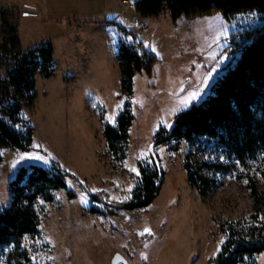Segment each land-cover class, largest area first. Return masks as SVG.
<instances>
[{"label":"rangeland","instance_id":"rangeland-1","mask_svg":"<svg viewBox=\"0 0 264 264\" xmlns=\"http://www.w3.org/2000/svg\"><path fill=\"white\" fill-rule=\"evenodd\" d=\"M14 1L0 0V10ZM119 1L134 17L141 16L135 7ZM49 3L52 16L58 21L54 19L52 28H46L48 34L58 33L61 19L67 21L82 9L75 0L60 1L59 5L53 0ZM11 14L16 20L18 13L13 10ZM132 15L126 25L133 32L120 30L118 47L115 54L111 53L115 62H111L109 77L100 83L106 94H93L96 83L83 80L80 97L73 98L78 106H72L67 99L61 108V122L49 121L55 109L56 87L63 77L59 48L53 54L59 73L50 77L36 73V100L21 112V118L34 129L32 148L1 150L0 208L10 203L9 184L18 169L30 164L48 168L57 162L86 184L91 193L101 194L107 203L120 204L131 198L138 184L139 160L155 161L165 171L161 190L147 208L122 209L114 214L102 202L92 201L76 178L67 177L66 189L56 191L53 201H38L39 233L22 239L32 264H112L117 253L127 264H214L225 240L220 225L248 218L255 212L249 178L254 179L264 197V150L253 157L238 152L235 146H223L204 137L194 143L182 140L176 151L165 144H154L159 129H170L175 117L202 100L225 73L224 68L234 63L231 35L264 23V14L249 10L228 19L218 11L174 20L164 12L158 20L144 17L145 29L135 25ZM26 26L23 21L20 34L24 41L30 35L36 36ZM128 35L143 42L159 59L136 73L130 96L121 90L118 60L119 46L131 41ZM8 51L17 53L11 47ZM5 69L6 65L0 69L1 75H5ZM85 98L87 104L81 107ZM127 103L134 118L126 158L119 161L108 151L103 133L106 124L116 126ZM188 153H192L195 163H223L235 165V169L223 173L202 168L200 174L216 183L203 197L188 182L184 168ZM68 189L76 196L70 198ZM92 207L98 211H90ZM0 264H6L4 256L0 257ZM242 264H264V251Z\"/></svg>","mask_w":264,"mask_h":264},{"label":"trees","instance_id":"trees-1","mask_svg":"<svg viewBox=\"0 0 264 264\" xmlns=\"http://www.w3.org/2000/svg\"><path fill=\"white\" fill-rule=\"evenodd\" d=\"M135 9L143 17H159L166 12L177 20L181 16L194 18L219 11L230 19L249 10L264 14V0H137ZM11 13L13 9L7 7L0 15V69L6 65L5 75L0 74V163L3 161V148L22 151L32 148L34 129L21 118V112L24 106L30 107L36 100V73L39 71L46 77L55 73L52 43L43 42L22 51L18 25ZM231 41L233 48L230 54L234 56V63L230 62L224 68L225 73L213 83L202 100L175 117L170 129H159L155 135V146L165 144L176 151L182 140L194 143L204 137L215 139L223 146H235L238 152L253 157L264 150V23L234 32ZM137 45L142 46L141 51L135 50ZM9 47L17 53L13 55L8 51ZM118 60L121 90L130 96L136 73L153 66L159 59L135 38L134 44L122 43L119 46ZM126 106L116 126L106 124L103 133L108 151L119 161L126 158L129 130L134 118L129 104ZM138 166V184L131 198L120 204L107 203L101 194L91 193L86 184L57 162L48 168L36 164L21 166L9 184L10 203L0 208V257L4 256L6 264H32L22 239L39 233L38 201H53L56 191L66 189L67 177L81 182L91 200L102 202L111 213L147 208L161 190L165 171L155 161L145 163L139 160ZM204 167L223 173L235 169V165L223 163H195L192 153H188L184 161L188 182L203 197L216 185L200 174ZM249 189L255 212L248 218L229 220L220 225L225 240L214 264L246 263L264 251V207H258L259 204L264 206V197L253 178H249ZM67 194L70 198L76 196L70 189ZM8 247L11 248L6 252Z\"/></svg>","mask_w":264,"mask_h":264},{"label":"crops","instance_id":"crops-1","mask_svg":"<svg viewBox=\"0 0 264 264\" xmlns=\"http://www.w3.org/2000/svg\"><path fill=\"white\" fill-rule=\"evenodd\" d=\"M53 1L57 5H59L60 1L65 2V0ZM75 1L80 3L82 7L81 13L68 17V20L64 22L61 19V22H59L61 28L56 34H48L46 32V28L48 27L50 30L55 22L54 19H56L52 16L49 0H15L12 5L9 4V7L18 13L16 23L18 24L22 51H27L43 42L49 41L54 47V54L58 48L60 54L62 53L63 69L61 73L63 77L56 87L55 109L52 111L53 116L49 119L53 124L62 121L60 112L67 99L74 106L76 102L74 103L73 98L80 97L79 87L83 80L92 83V85L96 83L93 94H106L104 85L100 83L109 77L111 62L113 64L115 62V59L111 58V53L115 54L116 47H118L119 32H124V29L130 34L133 32L130 29L131 27L126 25L131 20L129 16L132 14L122 7L119 0ZM1 10L0 12L3 11ZM22 13H26V16H23ZM132 17L134 16L132 15ZM146 18L154 20L152 17ZM156 19L158 20L159 18L156 17ZM23 21L27 25L26 28L32 29V33L36 34V36L30 35L29 32L28 36H30L25 41V38L20 34ZM129 38L131 41L128 44H134L133 38L130 36ZM23 41L25 46H23ZM137 47L141 49L142 46L137 45ZM57 73H59L58 68L55 69V73L52 76ZM84 103L87 104V98L82 104L80 103V106L82 107ZM78 104L79 102L77 101L75 107Z\"/></svg>","mask_w":264,"mask_h":264},{"label":"built area","instance_id":"built-area-1","mask_svg":"<svg viewBox=\"0 0 264 264\" xmlns=\"http://www.w3.org/2000/svg\"><path fill=\"white\" fill-rule=\"evenodd\" d=\"M137 0H122L123 4L128 5L129 7H135ZM23 15H26V13H23ZM134 23L137 26H141L142 28H146V24L144 22L143 16H137L134 18ZM139 48L135 46V50H138Z\"/></svg>","mask_w":264,"mask_h":264},{"label":"water","instance_id":"water-1","mask_svg":"<svg viewBox=\"0 0 264 264\" xmlns=\"http://www.w3.org/2000/svg\"><path fill=\"white\" fill-rule=\"evenodd\" d=\"M127 264V260L120 254L117 253L114 255L113 259H112V264Z\"/></svg>","mask_w":264,"mask_h":264}]
</instances>
